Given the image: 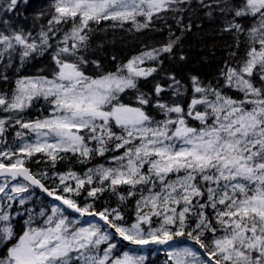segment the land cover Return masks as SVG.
<instances>
[{"label":"snow or ice","instance_id":"snow-or-ice-1","mask_svg":"<svg viewBox=\"0 0 264 264\" xmlns=\"http://www.w3.org/2000/svg\"><path fill=\"white\" fill-rule=\"evenodd\" d=\"M157 254L264 264V0H0V264Z\"/></svg>","mask_w":264,"mask_h":264},{"label":"trees","instance_id":"trees-1","mask_svg":"<svg viewBox=\"0 0 264 264\" xmlns=\"http://www.w3.org/2000/svg\"><path fill=\"white\" fill-rule=\"evenodd\" d=\"M104 34H100L96 39L97 40H102ZM155 36V40H150L146 41L147 43H155L156 40H161L165 37V33H159V34H153ZM144 40L145 38H141ZM108 40L110 41L109 43H106L104 48L100 51L97 52L96 55L100 56L101 59H110L111 55H117L118 57L122 58H127L130 54H134L135 51H137L141 46V40H134L130 36H126L120 33H117L115 35L109 33L108 34ZM191 40L189 39L188 41H185V43H190ZM185 51L191 52L193 55L194 50H190L188 48L185 49ZM220 53L218 52L217 55ZM167 64V62H166ZM206 70V69H205ZM103 162V161H101ZM33 168L36 167V165H32ZM67 167H72L76 171H80L82 169V166L79 164H76L74 161L70 162H61L58 165V168L63 171ZM115 201H113V204ZM137 250V249H136ZM148 249H146V252L148 253ZM150 261L152 264H161L162 260L164 259L162 254H157L156 256H149Z\"/></svg>","mask_w":264,"mask_h":264},{"label":"rangeland","instance_id":"rangeland-1","mask_svg":"<svg viewBox=\"0 0 264 264\" xmlns=\"http://www.w3.org/2000/svg\"><path fill=\"white\" fill-rule=\"evenodd\" d=\"M137 252H143V253H147L146 249H140V250H136Z\"/></svg>","mask_w":264,"mask_h":264}]
</instances>
